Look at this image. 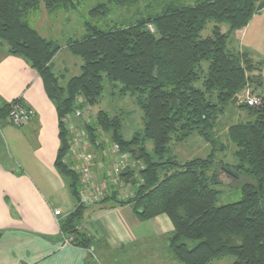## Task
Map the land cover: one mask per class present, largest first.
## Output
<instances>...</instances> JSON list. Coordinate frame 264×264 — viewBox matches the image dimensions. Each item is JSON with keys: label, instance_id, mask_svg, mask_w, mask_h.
Here are the masks:
<instances>
[{"label": "trees", "instance_id": "1", "mask_svg": "<svg viewBox=\"0 0 264 264\" xmlns=\"http://www.w3.org/2000/svg\"><path fill=\"white\" fill-rule=\"evenodd\" d=\"M39 1L46 9H75L74 0H0V45L37 71L56 109L59 148L54 165L74 201L73 209L60 218L61 236H71V245L92 250L91 238L80 228L88 207L130 205L140 221L167 216L172 229L164 242L182 264H210L225 256L233 257L230 264H264L262 68L247 51L229 48L234 31L247 25L264 0H202L188 5L170 0L148 19L104 28L87 23L86 34L66 44L81 64L64 84L53 72V58L61 46L26 20ZM94 9L91 13L103 11ZM209 21L211 34L202 37ZM221 24L228 26L226 32ZM105 82L120 96L134 98L141 128L126 139L121 117L101 109L89 120H78V126L82 125L91 151L100 154L106 146L116 145L118 156L141 165L137 177H132L130 166L119 173L118 181L131 189L127 196L121 195L117 183L103 187L97 201L86 203L82 174L74 162L65 160L71 135L62 118L76 108L98 104ZM249 87L260 96L257 106L238 102ZM9 106L10 102L1 106L0 115L6 116ZM227 106L244 110L248 119L221 123ZM193 134L210 147L205 155L184 160L170 155L173 143H183ZM228 145L234 146L232 163L217 159ZM238 179L245 180L239 199L218 204L217 184Z\"/></svg>", "mask_w": 264, "mask_h": 264}, {"label": "crops", "instance_id": "2", "mask_svg": "<svg viewBox=\"0 0 264 264\" xmlns=\"http://www.w3.org/2000/svg\"><path fill=\"white\" fill-rule=\"evenodd\" d=\"M253 17L229 42V48L247 51L252 61L253 35L264 26V20ZM220 29L226 32L228 26ZM260 73L264 81L262 69ZM12 100L21 101L31 116L12 137L4 135L10 123L0 115V264H96L93 253L106 257V252L130 245L147 250L171 231L164 214L140 221L130 205L93 204L80 225L95 232L93 249L62 244L59 220L74 201L54 165L59 148L56 109L37 71L23 58L6 55L0 45V107Z\"/></svg>", "mask_w": 264, "mask_h": 264}, {"label": "rangeland", "instance_id": "3", "mask_svg": "<svg viewBox=\"0 0 264 264\" xmlns=\"http://www.w3.org/2000/svg\"><path fill=\"white\" fill-rule=\"evenodd\" d=\"M75 9L71 11H63L60 8L46 9L42 2L39 1L37 8L28 12L26 20L45 38L54 39L61 49L56 53L53 58V72L59 77V82L64 84L66 80L74 74L79 72L81 60L72 55L66 44L69 39H81L86 34L87 23L104 28L108 25L120 24L124 22H134L138 20L148 19L149 17L160 13L170 0H74ZM202 0H174L176 5L194 4ZM101 9L102 13L93 10ZM253 20H264V8L259 12L253 14ZM225 26V24H222ZM150 26V25H149ZM213 22L209 21L201 31V36L206 37L211 34ZM255 40L254 48L252 50V59L255 63L260 64L263 70L264 77V26L260 27L253 35ZM237 41V40H236ZM5 54L8 55L5 51ZM255 73V72H254ZM256 94L251 92L252 87L247 88L244 92L240 93L238 102L242 103L245 98V93ZM236 102V101H235ZM104 110L109 115H118L122 119V134L126 139L131 138L134 131L141 128V111L135 103L131 95L120 96L118 92L110 88L108 82L104 83V90L101 94L98 104L91 108L92 115L95 111ZM221 123L229 124L232 122L246 121L248 119L247 113L236 107H226L225 112L220 116ZM8 120V119H7ZM7 127L3 133L9 134L14 137V134L22 128V125H14L9 120ZM8 137V136H7ZM104 139L106 137H103ZM8 139V138H7ZM107 139V138H106ZM4 146L9 152L7 143ZM151 146L150 141L146 143V147ZM104 151L100 152L86 149L91 153L92 162L90 163L93 179L96 185L105 187L107 185L117 184L116 187L120 190L123 197L127 196L131 189L129 184H126L120 179L119 173L121 168L130 166L134 171L132 177H137V170L140 168L139 161H134L126 158L124 166L121 162L117 165L118 158L117 152L111 149V146H106ZM93 149V148H92ZM208 144L198 135L193 134L186 141L180 144L174 143L171 145L170 155H175L178 160H184L197 155H205L209 151ZM234 146L228 145L225 151L217 154V159L223 162L232 163L234 161L232 152ZM103 155L105 157H103ZM103 157V158H102ZM71 159L75 160V154L71 155ZM102 164V167H101ZM121 180V179H120ZM228 180V179H227ZM245 181L238 179L236 181L224 182L220 181L217 184V189L220 194L217 200L218 204L229 203L236 201L240 197V184ZM103 182L105 184H103ZM100 187V188H101ZM102 194L104 190L101 188ZM101 194V195H102ZM100 195V196H101ZM71 203L73 201L71 200ZM60 221V220H59ZM85 228V226H83ZM82 228V227H81ZM82 228L86 236L91 238L93 242L95 232L88 231ZM97 238V237H96ZM165 237L153 240L147 250H143L138 246H127L116 253L106 252V257H100L93 253L94 262L96 264H111V261L116 264H145L148 260L150 264H182L172 257L167 242H164ZM148 252V253H147ZM111 255V257H110ZM233 260L232 256H225L220 260L213 261L210 264H230ZM142 262V263H141Z\"/></svg>", "mask_w": 264, "mask_h": 264}, {"label": "built area", "instance_id": "4", "mask_svg": "<svg viewBox=\"0 0 264 264\" xmlns=\"http://www.w3.org/2000/svg\"><path fill=\"white\" fill-rule=\"evenodd\" d=\"M80 101V99H78ZM245 102L247 105L250 106H257L260 104L261 99L260 96L257 94L250 93L247 91L245 93ZM91 107L90 106H82V108H76L74 112L65 115L62 118V121L66 124L67 129L70 132L71 140H70V147L69 151L65 157V160L70 159V161L74 162L73 167L78 169L82 174V183L85 185L84 190H82V200L86 203L95 202L100 198L102 194L101 188L103 187L96 185L93 174L90 173L91 167L90 163L92 162L91 153L86 149V146L89 145L86 137L85 131L82 128V125L78 126V120L84 121L86 119H90L92 115ZM31 116V112L28 108L19 100H12L10 102L9 109L7 111L6 117L7 119L14 125H22L26 123ZM111 149L117 152L116 145L111 146ZM75 154V160L71 159V155ZM117 165L121 162L124 166L125 164V155L118 156ZM102 167V164H101ZM124 168V167H123ZM121 168V169H123ZM103 184H105L103 182ZM101 187V188H100ZM55 214L58 215V211H55ZM62 237V244L64 245H71V236H61Z\"/></svg>", "mask_w": 264, "mask_h": 264}, {"label": "water", "instance_id": "5", "mask_svg": "<svg viewBox=\"0 0 264 264\" xmlns=\"http://www.w3.org/2000/svg\"><path fill=\"white\" fill-rule=\"evenodd\" d=\"M236 100H237V97H234V98L232 99V103H234Z\"/></svg>", "mask_w": 264, "mask_h": 264}]
</instances>
